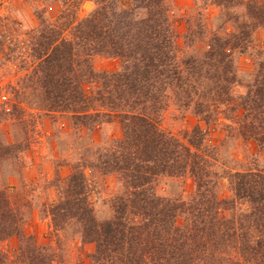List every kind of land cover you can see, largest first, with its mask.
<instances>
[{"label":"trees","instance_id":"16d2710c","mask_svg":"<svg viewBox=\"0 0 264 264\" xmlns=\"http://www.w3.org/2000/svg\"><path fill=\"white\" fill-rule=\"evenodd\" d=\"M81 1L64 0L58 27L39 15L33 77L49 111L69 114L89 132L116 120L123 136L73 167L62 199L49 207L53 232L75 225L83 242L94 245L91 264H264V170L222 166L201 126L181 139L161 125L173 103L207 128L223 118L230 135L264 150V52L253 37L264 28V6L213 0L224 10L244 5L246 21L209 35L208 28L194 29L190 17L181 46L168 0H92L93 10L78 19ZM196 36L205 38L206 50L193 51ZM247 53L258 61L239 94L236 55ZM97 55L118 59L120 69L96 72ZM86 169L120 182L108 219L95 214ZM187 177L194 186L189 199L159 193L163 181ZM223 179L228 198L220 195ZM14 193L0 189V264L12 258L1 249L12 238L19 241L14 263L53 264L56 248L25 230Z\"/></svg>","mask_w":264,"mask_h":264},{"label":"rangeland","instance_id":"374dc122","mask_svg":"<svg viewBox=\"0 0 264 264\" xmlns=\"http://www.w3.org/2000/svg\"><path fill=\"white\" fill-rule=\"evenodd\" d=\"M239 1L248 3L250 0ZM168 3L181 46L190 17L192 26H197L194 29L208 28L209 35L215 30H220L219 34L225 29L233 31L237 20L242 23L247 19L246 7L240 4L224 10L213 0H168ZM257 3L264 6V0ZM87 4L91 6L88 10ZM93 8L92 0H82L77 10L78 19ZM65 9L64 0H0V95L7 97L10 109H0V189L6 188L10 194L15 192L13 200L21 207L25 230L39 243H51L56 248L58 260L53 264H91L94 245L84 243L73 224L65 232H53L49 207L62 199L64 180L71 175L73 167L83 159L90 160L96 150L121 139L123 131L116 120L103 123L95 132L82 130L69 114L51 112L47 108L41 83L33 77L38 63L33 56L37 46L36 30L40 25L39 15L56 27L61 25ZM253 37L256 50L264 52V28L258 29ZM204 40L196 36L194 52L207 49ZM257 61L250 53L236 55L238 75L243 83L237 88L239 94L246 92L245 85L251 80ZM92 64L98 73L120 69L118 59L101 55L93 57ZM227 124L221 118L207 128L191 110H180L170 103L162 115L161 125L181 139L187 131L201 126L208 130L209 145L219 148L222 166L228 170H264V150L253 141L245 142L236 132L230 135L225 130ZM86 174L93 180L90 189L95 214L100 220L108 219L111 216L109 200L121 191L120 182L114 176H101L88 169ZM193 189V181L187 177L163 181L159 193L187 200ZM220 189L223 198L230 197L227 179L221 181ZM17 248L19 241L15 238L2 243V251L12 256L2 264H17L13 262Z\"/></svg>","mask_w":264,"mask_h":264},{"label":"built area","instance_id":"2783aa9c","mask_svg":"<svg viewBox=\"0 0 264 264\" xmlns=\"http://www.w3.org/2000/svg\"><path fill=\"white\" fill-rule=\"evenodd\" d=\"M0 109L9 111L8 99L5 95H0Z\"/></svg>","mask_w":264,"mask_h":264},{"label":"bare ground","instance_id":"6f19581e","mask_svg":"<svg viewBox=\"0 0 264 264\" xmlns=\"http://www.w3.org/2000/svg\"><path fill=\"white\" fill-rule=\"evenodd\" d=\"M90 7H91L90 4H87L86 5V10H88Z\"/></svg>","mask_w":264,"mask_h":264}]
</instances>
